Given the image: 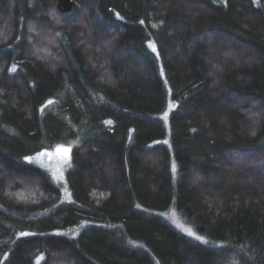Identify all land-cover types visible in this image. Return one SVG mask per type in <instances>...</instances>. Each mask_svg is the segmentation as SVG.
<instances>
[{"label": "trees", "instance_id": "1", "mask_svg": "<svg viewBox=\"0 0 264 264\" xmlns=\"http://www.w3.org/2000/svg\"><path fill=\"white\" fill-rule=\"evenodd\" d=\"M73 1L0 0V264H264V0Z\"/></svg>", "mask_w": 264, "mask_h": 264}, {"label": "rangeland", "instance_id": "2", "mask_svg": "<svg viewBox=\"0 0 264 264\" xmlns=\"http://www.w3.org/2000/svg\"><path fill=\"white\" fill-rule=\"evenodd\" d=\"M171 108H172V105H170L169 109L166 111L167 116ZM167 116L163 115V118L166 120ZM68 146L70 145H54L53 147L44 149L38 152L37 154L30 156L32 157V160H33V162L31 163L44 169L50 175L52 181L62 189V193H63L65 200H69L70 198V195L68 192L66 172L71 164L72 146H71L70 154L68 156H65V154L61 151V149L67 148ZM42 153L43 155H41ZM25 161L29 162L27 160ZM162 215L174 227V229H176L183 235L187 236V238L193 241L199 242L203 245H208V241H207V244L202 243L200 240L195 239L193 236H189L186 233V231H184V229H189L193 233H195L196 236H200L180 218L175 208L170 209L169 212L162 214ZM75 231L76 230L73 231V234ZM214 247H216L217 250L219 251L218 262L220 264H234L235 263V261L231 259V257L233 256L232 253L234 252V250L230 248H226L222 244L214 245Z\"/></svg>", "mask_w": 264, "mask_h": 264}, {"label": "snow or ice", "instance_id": "3", "mask_svg": "<svg viewBox=\"0 0 264 264\" xmlns=\"http://www.w3.org/2000/svg\"><path fill=\"white\" fill-rule=\"evenodd\" d=\"M152 47H153V50H155V46L152 45ZM50 103H51V101H50ZM165 116H167V113H165ZM61 151L65 154V156H68L70 154V151H71V146H68L67 148H62ZM41 155H43V153ZM25 159L27 161H29L30 163L33 162L32 157H25ZM184 231H186V233L189 236H193L195 239L200 240L202 243L207 244V240H205L203 237L196 236L195 233H193L191 230L184 229ZM21 235H28V234L27 233H21Z\"/></svg>", "mask_w": 264, "mask_h": 264}, {"label": "water", "instance_id": "4", "mask_svg": "<svg viewBox=\"0 0 264 264\" xmlns=\"http://www.w3.org/2000/svg\"><path fill=\"white\" fill-rule=\"evenodd\" d=\"M74 7L73 0H58L57 1V8L61 13H68Z\"/></svg>", "mask_w": 264, "mask_h": 264}]
</instances>
